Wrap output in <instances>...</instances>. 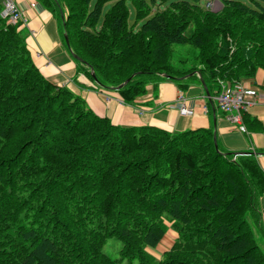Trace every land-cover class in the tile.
<instances>
[{"label": "trees", "instance_id": "trees-1", "mask_svg": "<svg viewBox=\"0 0 264 264\" xmlns=\"http://www.w3.org/2000/svg\"><path fill=\"white\" fill-rule=\"evenodd\" d=\"M37 1L63 7L77 73L94 80L91 68L113 90L130 78L116 90L125 103L152 81L217 92L264 69V0H221L218 11L200 0ZM233 156L206 128L96 115L39 72L0 16V264H264V172L251 153ZM166 233L157 258L149 250ZM109 238L118 258L103 250Z\"/></svg>", "mask_w": 264, "mask_h": 264}, {"label": "crops", "instance_id": "crops-1", "mask_svg": "<svg viewBox=\"0 0 264 264\" xmlns=\"http://www.w3.org/2000/svg\"><path fill=\"white\" fill-rule=\"evenodd\" d=\"M3 1L0 0V7ZM13 1L27 17V25L19 29L39 72L51 83L66 86L83 98L96 115L127 127L148 125L168 132L209 129L219 149L234 155L251 153L264 172V69L258 68L251 79L243 80L257 89L255 103L242 116L244 132L217 109L215 92L206 88V93L201 82L194 79L152 81L143 94L125 103L116 90L101 88L77 73L75 58L60 31L63 7L49 9L37 0ZM181 107L187 110L186 114L180 112ZM258 206L264 228V191Z\"/></svg>", "mask_w": 264, "mask_h": 264}, {"label": "built area", "instance_id": "built-area-1", "mask_svg": "<svg viewBox=\"0 0 264 264\" xmlns=\"http://www.w3.org/2000/svg\"><path fill=\"white\" fill-rule=\"evenodd\" d=\"M0 16L8 24L17 27L27 24L25 13L17 7L13 0L3 1ZM256 96L257 89L252 85H247L244 81L234 83L220 82V88L215 92L213 100L224 118L231 124L237 125L238 129L244 132L245 126L242 116L255 103ZM180 112L186 114L187 110L181 107Z\"/></svg>", "mask_w": 264, "mask_h": 264}, {"label": "rangeland", "instance_id": "rangeland-1", "mask_svg": "<svg viewBox=\"0 0 264 264\" xmlns=\"http://www.w3.org/2000/svg\"><path fill=\"white\" fill-rule=\"evenodd\" d=\"M200 1H201V5L203 7L209 8L212 11H218L221 8V0H200ZM104 7L106 9V5ZM131 11H132V9H131ZM60 22H61V19H60ZM25 26H21V27H25ZM60 31L62 33V26L61 25H60ZM63 34H64V32H63ZM171 239H173V235L166 233L165 236L162 237V239L160 240V242L156 246V248L154 250L150 249L149 251H151V253L153 255H155L157 258H159L160 257V254L166 248H168L169 246L172 245V240ZM120 246H121V243H120V241L118 239H116V238H109L107 240V243L103 247V250L109 256H111L113 258H118V256H119L118 255V251H119ZM122 264H126V261L123 260L122 261ZM131 264H138V263H137L136 260H134Z\"/></svg>", "mask_w": 264, "mask_h": 264}, {"label": "water", "instance_id": "water-1", "mask_svg": "<svg viewBox=\"0 0 264 264\" xmlns=\"http://www.w3.org/2000/svg\"><path fill=\"white\" fill-rule=\"evenodd\" d=\"M62 17H63V16H62ZM63 37H64V40H65L66 45L69 46V45H68V40H67V37H66V33H65V32H64V34H63ZM69 51H70L71 56H72L73 58H75V59H77V60H81L78 56H76L74 53H72L70 49H69ZM90 73H91V76L93 77L94 81L97 82L96 79H95V76H94L93 71H92L91 68H90ZM166 78H169V77L166 76ZM129 79H130V78H127V79H126L125 81H123L121 84H119L118 86L114 87V90H117V89H119L120 87H122L127 81H129ZM200 82H201V84H202V86H203L204 91L207 93V90H206V87H205V84H204L203 80H200ZM213 139H214V138H213ZM214 146L217 148V144H216L215 140H214ZM241 154H245V153H244V152H241V153H237L236 155H241Z\"/></svg>", "mask_w": 264, "mask_h": 264}]
</instances>
